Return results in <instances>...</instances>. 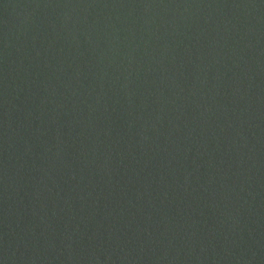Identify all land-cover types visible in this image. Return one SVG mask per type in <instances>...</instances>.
<instances>
[{"label":"water","instance_id":"1","mask_svg":"<svg viewBox=\"0 0 264 264\" xmlns=\"http://www.w3.org/2000/svg\"><path fill=\"white\" fill-rule=\"evenodd\" d=\"M0 264H264V0H0Z\"/></svg>","mask_w":264,"mask_h":264}]
</instances>
